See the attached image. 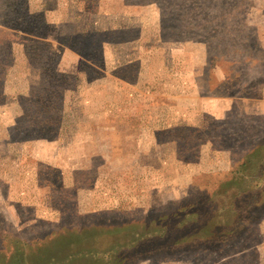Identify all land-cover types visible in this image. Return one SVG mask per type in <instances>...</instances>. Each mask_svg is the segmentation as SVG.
<instances>
[{
	"label": "rangeland",
	"instance_id": "rangeland-1",
	"mask_svg": "<svg viewBox=\"0 0 264 264\" xmlns=\"http://www.w3.org/2000/svg\"><path fill=\"white\" fill-rule=\"evenodd\" d=\"M261 139L264 0H0V264H264V170L231 176Z\"/></svg>",
	"mask_w": 264,
	"mask_h": 264
},
{
	"label": "trees",
	"instance_id": "trees-1",
	"mask_svg": "<svg viewBox=\"0 0 264 264\" xmlns=\"http://www.w3.org/2000/svg\"><path fill=\"white\" fill-rule=\"evenodd\" d=\"M53 81L60 83V81H57V80H53ZM56 87L57 89H59L58 84ZM262 161H264V139L258 140L256 143L252 144V146L245 151L244 155L242 156V159L231 172V176H233L232 182L238 183L237 181L239 180L248 179V177H250L249 175L251 172H254L256 174V172H259L260 169L264 170V167L261 168V166L264 165ZM257 162L261 164H258ZM217 210H218L217 212H220V214L216 213L213 218H215L218 215H221L223 208L220 207ZM177 215H178V212H174L171 214V216H168V217L171 218ZM253 220H254V216H252L251 218L244 219L243 221L245 224H242V221H241L240 223L243 226L238 225V228L235 223L231 225H227V226L224 225L225 227H227V229L224 228L223 226H220L221 229L219 231H217L215 227L209 232L210 236L207 238V241L210 242L211 244L222 243V245L229 246L228 243L229 242L233 243L234 240L237 238V235L243 233L244 229H246L253 222ZM167 228H168L167 226H164L163 231L164 230L166 231ZM8 235L9 234L1 235V237L7 238L9 237ZM201 242H204V244H206V237L197 238V235L185 236V237L177 238L175 241H173L170 246V249L171 251H175L178 248H182V247L192 249L194 248L192 247V245H195Z\"/></svg>",
	"mask_w": 264,
	"mask_h": 264
},
{
	"label": "crops",
	"instance_id": "crops-1",
	"mask_svg": "<svg viewBox=\"0 0 264 264\" xmlns=\"http://www.w3.org/2000/svg\"><path fill=\"white\" fill-rule=\"evenodd\" d=\"M139 40V39H138ZM138 40H135L136 42L138 41ZM133 43H135V42H132L131 44H133ZM142 65V61L140 60V58H132L131 60H129L127 63H125V64H121L120 66H117V67H115V68H112L111 66L110 67H107V66H104V65H102V66H97L96 64H92L91 65V67H92V71L93 72H98V73H101L102 74V76H100V77H103V78H107V83H109V85L111 86V87H105V86H103V83L104 82H95L94 83V86H91V87H89V88H86V89H89V90H99L100 88H102L101 90H100V93H98V95L96 96V94H97V91H95V94H93V98H91L90 99V97L92 96V94H90L88 91H86L85 92V94L83 93V95L82 96H85V98H89V102H85V104L86 105H92V106H98V105H101V104H103V103H105V102H110V106H112V107H116V105L112 102V95H108L107 94V88L109 89L108 91H110V90H113V89H115V85H117L118 84V81L117 80H119L120 79V77H119V75H117V72H126V71H130L131 69H133L135 66H136V68H134V76L135 77H137V76H139V75H141L142 74V69L140 68V66ZM68 71H70V69L69 70H64V69H59V72H56V74H59V75H68V74H65L66 72H68ZM69 73V72H68ZM104 74H106L105 76H104ZM109 78H111V80L109 79ZM114 79V80H113ZM122 79V81H124V83H127V84H130V81L131 80H128V79H126L125 77L124 78H121ZM149 87V88H148ZM146 86V85H144L143 86V90L142 89H140V90H138V96H144V97H149L150 95L148 94L149 93V90H152V89H156L157 88V86ZM148 88V90H147V92H145L144 91V89H147ZM66 91H70V90H65L61 95H63L64 96V99H65V92ZM72 91H74V90H72ZM64 99H63V102H64ZM107 99H109V101H107ZM134 103H137V102H134ZM133 104V103H132ZM135 105V104H134ZM135 107H136V105H135ZM197 111L195 112V115H196V117H195V120H194V122L193 123H191V124H187V125H185L184 127H186V128H192V127H196L197 126V124H196V121H197V119H198V116H197ZM206 115H209V116H211L212 118H213V116H215L214 114H213V116H212V114H210L209 112H204ZM90 116H92L91 118H92V120H94V119H97V120H106L107 118H105L107 115L106 114H102V113H99V112H92L91 113V115ZM109 116H111V114H109ZM176 128L177 126H170V127H168V128ZM182 128L183 126H181V125H178V127L177 128ZM169 129V130H170ZM60 137V136H59ZM75 158V157H74ZM75 159H77V157L75 158ZM225 161V160H224ZM222 165H226L227 166V163L226 162H224V164H222ZM221 165V166H222ZM236 166V165H235ZM234 166V167H235ZM233 167V168H234ZM76 170H81V168H76L74 171H76ZM15 245L16 246H19V244H18V242L16 241L15 242Z\"/></svg>",
	"mask_w": 264,
	"mask_h": 264
}]
</instances>
